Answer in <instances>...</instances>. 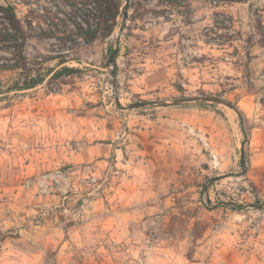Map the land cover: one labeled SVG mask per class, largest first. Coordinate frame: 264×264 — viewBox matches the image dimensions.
Instances as JSON below:
<instances>
[{
	"label": "rangeland",
	"instance_id": "rangeland-1",
	"mask_svg": "<svg viewBox=\"0 0 264 264\" xmlns=\"http://www.w3.org/2000/svg\"><path fill=\"white\" fill-rule=\"evenodd\" d=\"M63 1L0 0L32 21L26 55L54 59L46 68L62 44L36 35L68 22ZM122 23L68 54L77 76L16 91L18 75L0 73V264H264V0L129 18L114 67ZM200 97L244 114V163L224 105L116 102ZM165 130L186 156L177 181L151 191L145 147Z\"/></svg>",
	"mask_w": 264,
	"mask_h": 264
},
{
	"label": "trees",
	"instance_id": "trees-1",
	"mask_svg": "<svg viewBox=\"0 0 264 264\" xmlns=\"http://www.w3.org/2000/svg\"><path fill=\"white\" fill-rule=\"evenodd\" d=\"M214 1L247 3L249 0ZM159 3L164 9H148L141 0H131L130 10H133V14L129 16L130 20L137 21L149 13L165 16L167 10L173 12L188 8L190 0H158ZM63 5L68 10L66 14L69 23L58 19L62 23L52 22L53 26L48 24V29H43L36 35L38 39H56L62 44L60 48L64 53L55 58L58 60L57 66L46 68L45 64L54 59L41 56L31 60L26 55L28 42L34 38L31 34L32 21L29 17L24 21L19 18L13 5L0 3V53L9 54L6 57L0 55V73L14 72L19 77L11 90L28 91L44 84L47 78L52 82L77 76L80 70L69 66L68 63L69 61L80 63V61L70 59L68 54L77 50L81 42L90 45L96 40L111 37L118 26L123 7L121 0H64ZM41 18L47 24L48 20ZM108 50L112 56L113 46L110 45ZM239 112L241 128L246 132L244 126L246 117L241 111Z\"/></svg>",
	"mask_w": 264,
	"mask_h": 264
},
{
	"label": "crops",
	"instance_id": "crops-1",
	"mask_svg": "<svg viewBox=\"0 0 264 264\" xmlns=\"http://www.w3.org/2000/svg\"><path fill=\"white\" fill-rule=\"evenodd\" d=\"M149 136L145 147L146 168H148L147 177H152L149 184L153 186L154 190L151 191H155L157 185L170 187L177 181L176 171L184 161L182 156H186V150L182 144H177L173 135L166 130L161 133L162 138L158 139L160 143H156L154 139L150 140Z\"/></svg>",
	"mask_w": 264,
	"mask_h": 264
},
{
	"label": "water",
	"instance_id": "water-1",
	"mask_svg": "<svg viewBox=\"0 0 264 264\" xmlns=\"http://www.w3.org/2000/svg\"><path fill=\"white\" fill-rule=\"evenodd\" d=\"M130 5H131V0H124V5L122 7L123 23L121 26V31H120L119 35L117 36V42H116V46L114 48V53L109 59V62L112 63L114 65V67H116V57L119 54V48H120L121 39L123 37V32H124V29L127 25V22H128L129 16H130ZM116 102L123 109H138V108L149 107V106L169 107V106H177V105H180L183 103L209 102V103H213V104H221V105H224V106L232 109L233 111H235L239 115V118L241 119V114L232 104H230L229 102H227L221 98H214V97L184 98V99H177V100H174L172 102H141V103H136V104L130 105L128 107L121 106L119 98H117ZM244 136H245V141L243 144V157H242L243 163L245 160L244 147H245V144L247 142V133L246 132H244ZM230 176H232V174L225 175L224 177L227 178ZM257 206L264 207V203L258 202Z\"/></svg>",
	"mask_w": 264,
	"mask_h": 264
},
{
	"label": "bare ground",
	"instance_id": "bare-ground-1",
	"mask_svg": "<svg viewBox=\"0 0 264 264\" xmlns=\"http://www.w3.org/2000/svg\"><path fill=\"white\" fill-rule=\"evenodd\" d=\"M119 33H120V32L118 31V32L116 33V36H118V35H119Z\"/></svg>",
	"mask_w": 264,
	"mask_h": 264
}]
</instances>
